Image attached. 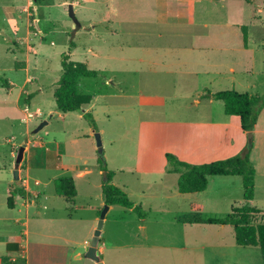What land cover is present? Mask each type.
Instances as JSON below:
<instances>
[{
	"label": "rangeland",
	"instance_id": "1",
	"mask_svg": "<svg viewBox=\"0 0 264 264\" xmlns=\"http://www.w3.org/2000/svg\"><path fill=\"white\" fill-rule=\"evenodd\" d=\"M143 1L0 0V264L3 257L15 264H97L86 257L84 242L104 207L100 160L116 173L113 184L147 214L140 220L120 206L111 208L102 233L111 245L101 256L104 264H264L259 247L236 244L231 225L222 230L207 222L189 223L224 219L232 205H244L242 178H215L208 192L183 196L177 190L178 175L167 174L162 152L170 144L172 126L218 121L225 113L221 102L199 99L196 87L184 85L182 78L152 70L158 48L187 42L185 35H176L184 25L156 24L152 12L142 11ZM70 4L79 28L69 17ZM242 41V36L215 39L229 46ZM249 41L261 59L263 41ZM65 53L99 72L78 83L81 100H90L83 109L93 114L97 131L79 113L57 109L54 94ZM138 56L147 62L135 61ZM263 79L250 95H263ZM208 107L213 113H204ZM43 122L47 125L35 132ZM96 134L101 136L103 157ZM22 146L25 158L16 181ZM27 158L34 161L29 177ZM257 159L261 172L252 205L264 210V148H258ZM62 177L74 180L73 204L59 195ZM20 184L34 195L28 201L17 197L11 208L9 190ZM193 203L204 205L200 214L191 210ZM250 223H264V211ZM16 239L23 246L11 253L7 243Z\"/></svg>",
	"mask_w": 264,
	"mask_h": 264
},
{
	"label": "crops",
	"instance_id": "2",
	"mask_svg": "<svg viewBox=\"0 0 264 264\" xmlns=\"http://www.w3.org/2000/svg\"><path fill=\"white\" fill-rule=\"evenodd\" d=\"M174 2H176V4ZM143 7V12L144 10L145 12H152L150 14L153 16V21L156 22V24L178 22L185 27L183 32L176 31V35L177 38H180V35H185L187 46L158 48L156 57L153 58L155 62L153 63V61H151V64H153L152 70L158 69L163 71L165 77L176 76L182 78L181 83L184 85L196 87V93L199 99L210 103L221 102L224 108L223 113H225L223 101L207 98V94L212 95L228 90L248 93L249 91H257L260 89L261 82L259 81L264 78V71L257 69V65H262V69H264V56L261 59H257V50L252 48L249 39L253 37L256 43L259 41H263L264 43V0H251L249 3L245 0H144ZM251 32H254L255 35L251 36ZM245 35L247 39L246 42ZM219 36L220 38L224 36H235L237 39L242 36L243 41L236 46H229L222 42H215V39L219 38ZM263 43L259 44L262 49H264ZM251 52H253L254 56H250ZM135 61L146 63L147 59L138 56ZM262 94H264V92ZM161 104L164 105V101H162ZM193 106L197 107L198 103H193ZM204 113H213L212 107L206 108ZM169 133L168 140L170 144L163 150L162 155L165 156L168 152L173 153L180 160L191 164L211 163L235 156L248 146L249 140L241 129L240 118L238 116H228L226 114L218 121L212 120L211 122L187 123L172 126ZM252 139L254 144L250 153V160L255 166L257 178L259 172H261L260 163L257 159V150L258 148H264V109L259 115ZM152 153L153 152H151V154ZM33 162L34 161L29 158L26 160L27 168L25 172H27L28 177L34 166ZM40 164L46 165V163L42 161H40ZM80 168L81 167L77 166L74 169L75 171H79ZM167 174L178 175L179 180V174L169 173L168 171ZM83 176H85V173L81 172L79 177L82 178ZM219 177L238 176L210 177L208 178L207 190L199 193L208 192L211 180ZM27 191L30 193L28 198L30 199L34 194L31 192L30 187H27ZM179 194L189 196L193 193ZM164 198L165 197L161 196V199ZM17 199L16 197L15 200ZM30 204H27L25 207L27 212L30 209ZM103 205H105L104 201L102 206ZM111 208L112 207H110V210ZM233 208L234 206L232 205L231 212ZM203 209L204 205L202 204L193 203L191 205V210L198 214H200ZM258 209H260L261 212L264 211L262 208ZM98 220L99 216H96L87 233L89 236H85V251H87L89 247V240L93 238ZM205 222L206 221L201 220V222L190 221L189 223L199 226ZM24 225L26 226V224ZM219 226L222 227L225 225ZM223 229L224 227H222V230ZM102 233L98 248L100 259L107 248L111 246L105 239H102ZM27 234H29V231L25 230L24 237H26ZM16 244L19 246L16 247ZM22 246V242L19 239H16L12 243H7V247L10 248L8 249L11 253H19ZM251 247L253 246L246 248ZM77 257L80 258V256Z\"/></svg>",
	"mask_w": 264,
	"mask_h": 264
},
{
	"label": "trees",
	"instance_id": "3",
	"mask_svg": "<svg viewBox=\"0 0 264 264\" xmlns=\"http://www.w3.org/2000/svg\"><path fill=\"white\" fill-rule=\"evenodd\" d=\"M245 1L248 3L251 2V0ZM246 40L245 35V42ZM74 48L75 44L72 43L69 51L72 52ZM61 66L62 75L54 94L57 109L64 113L81 114L94 131H97L93 114L85 112L83 109V106L87 105L90 100H81V96L78 93V83L81 78H96L99 72L91 69L87 63L71 60L70 55L66 53L62 55ZM206 97L223 101L225 114L228 116H238L243 133L247 135L248 139L253 138V132L257 125L259 115L264 109V94L250 95L248 93H240L236 90H228L212 95L207 94ZM251 150L252 148L246 147L241 153L235 156L205 164H191L180 160L175 154L169 152L165 154V158L167 161V171L180 175L178 191L181 194L206 191L208 178L210 177L238 176L242 178L244 205L234 207L231 215L227 218L209 219L206 222L216 225H231L234 228L236 244L243 248L249 246L259 247L264 262V223L257 225L250 223L256 215L261 213L260 209L251 205V202L255 198L256 184V169L250 160ZM100 164L101 171L107 173V179L102 184V193L105 195L104 204L110 207L120 206L124 209L131 210L140 220H144L147 216L145 210L140 205L129 200L127 194L113 184L115 172L109 171L107 165L102 160H100ZM57 187L59 195L63 196L70 204L75 203L77 191L73 178H59ZM9 195V206L14 208L16 197L27 200L30 193L20 184L11 188ZM195 222H201V220L199 219ZM18 246L16 244V247ZM2 262L3 264H15L14 262H10L7 257H3Z\"/></svg>",
	"mask_w": 264,
	"mask_h": 264
},
{
	"label": "water",
	"instance_id": "4",
	"mask_svg": "<svg viewBox=\"0 0 264 264\" xmlns=\"http://www.w3.org/2000/svg\"><path fill=\"white\" fill-rule=\"evenodd\" d=\"M69 17L72 19L73 23H74V27L75 28H79L80 27V22L76 17V13L74 10V5L70 4L69 5ZM45 125H47V122H43L41 124V126L35 131L38 132L40 129H42ZM96 137V141H97V146L99 148V154L101 157L104 156V149H103V143L101 140V136L99 134L95 135ZM253 146V139H249L248 140V148H251ZM25 151H26V146H22L19 148L18 153H17V157H16V170L14 172V178L16 181L19 180L20 178V171H19V167L20 164L23 162L24 158H25ZM104 176H105V180L107 179V173L104 172ZM103 201L105 200V195L103 194L102 196ZM110 210V206L109 205H104L101 214L99 216V220L97 223V228L94 232L93 238L91 240L90 246L88 247L87 251H86V257L94 260L97 264H104L99 256V244H100V238H101V233H102V229L104 226V222L105 219L107 217V214L109 213Z\"/></svg>",
	"mask_w": 264,
	"mask_h": 264
}]
</instances>
